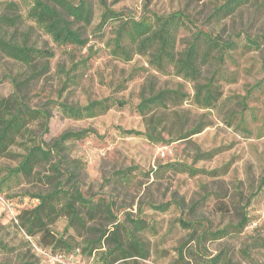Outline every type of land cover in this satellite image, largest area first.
Segmentation results:
<instances>
[{"label":"rangeland","instance_id":"1","mask_svg":"<svg viewBox=\"0 0 264 264\" xmlns=\"http://www.w3.org/2000/svg\"><path fill=\"white\" fill-rule=\"evenodd\" d=\"M0 1H15L25 11L21 0ZM89 1L94 20L76 24L87 39L85 45L59 44L40 31V47L54 53L47 65L42 61L30 68L0 54V97L17 96L34 109H47L48 101L126 102L79 120L63 117L51 104L47 127L40 122L30 125L33 136L48 146L67 131H87L82 139L65 143L69 158L84 165L74 183L85 196L106 199L117 217L88 222L80 233L66 229L65 216L49 228L79 247L77 264L101 263L114 249L111 239L102 238L103 247L92 253L83 251L86 242L105 232L111 238L116 224L129 229L130 219L148 226L135 234V251L125 240L133 256L114 264H264V46L223 65L221 96L216 106L206 107L196 99V81L171 66L158 68L137 51L129 57L116 54L110 27L96 28L101 0ZM226 1L105 0L125 16L181 11L198 27L226 39L235 33L264 35V0H250L217 20L212 14ZM216 67L204 66L200 82L206 83ZM259 81L262 88H254ZM252 89L244 109L241 101ZM161 90L175 91L174 102L141 115L136 106L142 97ZM130 130L146 135L124 132ZM13 151L23 152L16 147ZM174 162L184 166H168ZM17 163L14 156L0 158V169ZM47 168L42 166L40 173H47ZM118 171H127L129 181L118 180ZM47 189V182L35 178L0 192V245L7 247H0V263L54 264L48 257L51 248L40 243V233L31 235L27 228L38 203L33 195ZM152 204L169 208L160 211ZM245 215L249 224L235 231ZM222 229L227 234L221 238L209 234ZM129 234L125 230L124 239Z\"/></svg>","mask_w":264,"mask_h":264},{"label":"trees","instance_id":"2","mask_svg":"<svg viewBox=\"0 0 264 264\" xmlns=\"http://www.w3.org/2000/svg\"><path fill=\"white\" fill-rule=\"evenodd\" d=\"M249 1L227 0L212 16L221 20ZM21 3L25 7L24 12L15 1H0V54L30 68L36 67L42 61L47 65L54 53L40 47V31L51 36L59 44L85 45L87 39L76 24L90 25L94 20L95 11L89 0H80L78 3L72 0H21ZM106 26L110 27V44L116 54L129 57L137 51L147 55L158 68L171 66L179 74L196 81V99L206 107L216 106L221 96L218 81L225 76L223 65L236 62L238 54L261 50L264 46V35L251 37L235 33L226 39L221 33L198 27L189 15L181 11L167 15L150 13L140 17L125 16L108 7L105 0H101V13L96 28L102 30ZM215 65L217 67L208 81L201 83L203 67ZM262 82L259 81L254 88H262ZM252 92L253 89L248 91L241 101L244 109L247 108L245 100ZM176 94L173 90H161L148 97L143 96L136 109L145 116L154 109L166 107L174 102ZM51 104L58 108L63 117L79 120L99 116L113 106L125 105L126 102L111 98L94 100L86 105L48 101L47 109H34L17 96L0 97V158L14 156L18 160L16 166L0 169V192L11 189L13 185L24 180L39 178L47 182L49 189L46 192L33 195L38 199V203L30 212L27 228L31 235L40 233L42 247H50L51 253L70 254L76 252L79 247H74L65 235H56L49 228L50 224L65 216L68 219L66 229L80 233L86 229L88 222L103 218L112 220L117 217L106 199L87 197L74 183L77 171L80 172L84 165L78 158H69L65 143L82 139L87 135L86 130L67 131L49 146L41 138L33 136L30 125L40 122L47 127L51 117ZM124 132L146 135L135 130ZM15 147L23 152H14ZM46 165L47 173L41 174L40 168ZM168 166L178 168L184 165L174 162ZM116 178L129 181L130 174L127 171H118ZM151 207L166 211L169 204H152ZM130 222L132 226L129 229L116 224L111 238L105 232L96 241L88 240L83 251L92 253L102 248L103 238L106 241L111 239L114 249L102 256L101 263L98 264H114L133 256L130 249L135 251L139 246L135 234L143 231L148 223L134 219H130ZM249 222L250 218L243 216L240 224L234 226L235 231H241ZM125 230L130 233V237L124 239ZM209 234L213 238H221L227 231L222 229ZM125 240L129 242L130 249ZM0 247L7 248L2 245Z\"/></svg>","mask_w":264,"mask_h":264},{"label":"built area","instance_id":"3","mask_svg":"<svg viewBox=\"0 0 264 264\" xmlns=\"http://www.w3.org/2000/svg\"><path fill=\"white\" fill-rule=\"evenodd\" d=\"M79 255V249L76 252L70 254L64 253H49V260L54 264H77V256Z\"/></svg>","mask_w":264,"mask_h":264}]
</instances>
